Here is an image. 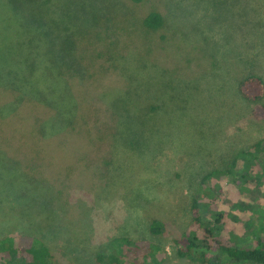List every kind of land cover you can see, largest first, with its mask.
I'll return each instance as SVG.
<instances>
[{"label": "rangeland", "instance_id": "rangeland-1", "mask_svg": "<svg viewBox=\"0 0 264 264\" xmlns=\"http://www.w3.org/2000/svg\"><path fill=\"white\" fill-rule=\"evenodd\" d=\"M151 11L156 29L143 24ZM139 60L180 81L161 88L151 69L141 74L147 103L166 107L151 122L109 107ZM248 74L264 80V0H0V238L31 236L53 264H96L119 237L157 246L158 264H204L178 257L174 242L201 177L234 163L215 179L220 208L239 219L246 192L264 191V148L253 178L240 191L231 182L245 167L234 156L264 138L237 89ZM119 124H139L143 150L114 144Z\"/></svg>", "mask_w": 264, "mask_h": 264}, {"label": "trees", "instance_id": "trees-1", "mask_svg": "<svg viewBox=\"0 0 264 264\" xmlns=\"http://www.w3.org/2000/svg\"><path fill=\"white\" fill-rule=\"evenodd\" d=\"M138 1V0H136ZM163 23V19L158 12L151 11L144 19L143 24L149 29H156ZM139 59V58H137ZM140 62V60H139ZM141 70L137 74L127 73L126 80H129L127 91H123L119 97H113L110 102V109L121 119L130 113H140L144 118L143 122H151L160 114L161 108H166L162 104H148V95L144 96L143 77L146 69L155 72L156 77L148 74L151 79H157L161 88L175 86L173 80L166 78V72L155 69L154 65L140 62ZM166 78V79H165ZM148 79H147V81ZM177 85L179 80H174ZM181 89H188L193 84L183 82ZM237 89L240 95L252 103V113L258 118H264V80L256 74H248L237 81ZM138 96V103L129 107L124 102L128 100L131 94ZM157 100L162 98L159 95ZM163 104L165 103L162 98ZM122 104V107H120ZM142 123V122H141ZM140 124V123H139ZM138 124V126H139ZM144 124V123H143ZM131 127L127 125L124 130H120V124L115 131L114 144L122 148L131 149L138 148L140 152L143 146L148 142L146 136L139 127ZM141 130V131H140ZM118 133L120 134L118 136ZM117 139V140H116ZM121 139V141L119 140ZM118 141V142H117ZM264 138L258 140L252 145V150L237 153L235 158L240 157L244 162V170L237 173L235 179H231L236 188L240 191L244 187L252 175L253 164L255 163L256 154L260 148H264ZM234 163L228 170H214L205 173L200 180L190 203L191 222L188 229L174 240L176 244V255L180 258H189L204 264H223L228 262L231 264H264V206L255 202V197H264V191L257 188L254 192H246L249 201L240 205V211L244 212L245 217L238 218L237 211H224L220 208L218 196L224 195L222 185L216 182L217 174L231 175ZM258 172V171H257ZM239 195V194H238ZM233 202L230 203V206ZM233 206V205H232ZM238 207V203H236ZM236 209V207H235ZM233 210V209H231ZM231 216L232 225L228 231H224L225 220ZM247 219V221H246ZM242 222V226L239 223ZM150 231L159 233L161 231V222L153 219L150 222ZM241 235V238H239ZM30 238L23 239L25 241L17 242L10 237L0 238V264H53L52 256L47 245L43 242ZM226 238V239H225ZM157 246L149 241H135L128 237H119L111 241L105 250H101L95 255L96 264H158L159 259ZM159 257V258H158Z\"/></svg>", "mask_w": 264, "mask_h": 264}]
</instances>
